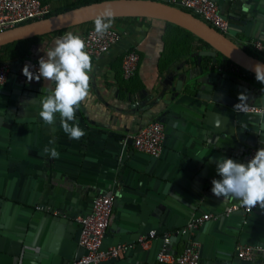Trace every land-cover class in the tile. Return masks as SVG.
Segmentation results:
<instances>
[{
  "label": "crops",
  "instance_id": "obj_1",
  "mask_svg": "<svg viewBox=\"0 0 264 264\" xmlns=\"http://www.w3.org/2000/svg\"><path fill=\"white\" fill-rule=\"evenodd\" d=\"M42 1L52 15L82 0ZM217 1L236 24L235 40L264 41V0ZM94 21L0 46L3 60L11 64L0 84V264H69L79 251L75 218L89 212L100 193L115 196L105 245L134 240L152 228L159 232L149 248L130 249L101 264H163L156 256L163 233H170L169 247L176 254L197 236L202 264H264L263 254L244 262L236 253L243 241L264 245V208L227 215L226 207L240 201H222L211 191V181L220 179L216 161L247 163L246 139L264 140L256 135L264 117L243 121L244 116L206 99L175 105L170 99L179 74L184 75L182 93L217 89L235 97L244 93L251 103H264V84L250 73L222 68V55L211 54L210 45L186 28L152 17H114L112 28L122 36L104 54L90 55L91 98L76 112L86 134L69 139L59 116L53 125L39 117V97L51 85L28 82L22 68L27 60L38 62L65 33L83 37ZM131 48L140 59L135 75L126 80L122 57ZM153 120L165 128L157 158L137 152L131 138ZM46 149H55L59 157ZM207 212L216 217L185 237L190 218Z\"/></svg>",
  "mask_w": 264,
  "mask_h": 264
},
{
  "label": "built area",
  "instance_id": "obj_2",
  "mask_svg": "<svg viewBox=\"0 0 264 264\" xmlns=\"http://www.w3.org/2000/svg\"><path fill=\"white\" fill-rule=\"evenodd\" d=\"M165 1L173 6L188 10L220 32L226 34L230 28V22L223 16L215 0H159ZM51 8L48 3L42 0H0V31L13 28L23 23L41 19L48 16ZM122 33L110 28L102 36L96 34L95 27H90L83 35L86 42V51L91 56H100L109 51L121 38ZM241 44L257 57L264 60V41L257 38L242 39ZM139 53L136 49L126 50L122 57V76L124 79L132 78L138 68ZM25 64L33 66V71L38 69V62L27 60ZM225 70L239 72L240 66L235 63H223ZM11 64L7 60H0V84L8 76ZM248 112L264 113V105H248ZM132 145L138 152L158 157L162 153L165 140V128L161 121L153 120L141 126L132 136ZM259 148L248 147L244 153L249 161ZM115 196L113 194L100 193L93 197L89 212L76 216L79 224V236L77 244L83 249V253L71 260L70 264H100L110 260L119 259L129 249L141 246L149 248L152 241L158 236L155 229L149 230L131 242H123L103 246L106 231L113 218V206ZM258 207V206H256ZM254 208H247L240 203H232L226 207L225 213L231 214L234 211L242 210L250 213ZM39 208V206H38ZM48 210H53L47 208ZM54 212V211H53ZM214 212H207L191 217L187 228H195L208 219L215 218ZM163 242L156 253L157 260L163 264H202L200 254V241L190 238L179 253H174L170 247V233H163ZM236 253L242 260H253L258 253L264 255V246L246 243L236 245Z\"/></svg>",
  "mask_w": 264,
  "mask_h": 264
},
{
  "label": "clouds",
  "instance_id": "obj_3",
  "mask_svg": "<svg viewBox=\"0 0 264 264\" xmlns=\"http://www.w3.org/2000/svg\"><path fill=\"white\" fill-rule=\"evenodd\" d=\"M114 21L112 11L106 8L96 17V34L102 36ZM38 69L25 64L22 74L28 82L48 81L51 87L43 88L46 94L39 97V117L47 125H53L57 116L69 139L78 140L86 133L76 123V112L82 102L91 98L90 73L93 71L92 58L86 51V42L80 35L67 32L56 38L51 48L44 51L38 60ZM255 79L264 84V64L254 66ZM235 109L248 112L247 96L241 93ZM256 135L264 137V122L258 124ZM53 158H58L55 149H46ZM217 175L220 179L211 181L212 193L226 201L228 198L239 200L249 209L259 206L264 208V148H259L247 163H240L231 158L216 161Z\"/></svg>",
  "mask_w": 264,
  "mask_h": 264
},
{
  "label": "water",
  "instance_id": "obj_4",
  "mask_svg": "<svg viewBox=\"0 0 264 264\" xmlns=\"http://www.w3.org/2000/svg\"><path fill=\"white\" fill-rule=\"evenodd\" d=\"M215 1L218 3L217 0ZM218 6L220 8L221 13L223 14L222 12L223 10L219 3ZM106 8L112 11L114 17H133V16L152 17L167 22H171L183 28H186L210 45V47L212 48V51H210L211 54L215 55L216 53H220L223 57L222 58L223 61H225L226 59H230L238 66L253 73L254 75H255L254 66L257 63L264 64L263 59L251 54L245 48V46L241 44V41L239 42L238 40H235L233 38V36L236 35V33L233 30V27H235L236 24H234L232 21L229 20L230 22L229 31L228 33L224 34L215 27H213L212 25H210L209 23H207L206 21H204L203 19H201L200 17H198L197 15H195L194 13L173 6L165 1H159V0H99L88 4H82L80 6L68 9L60 13L48 15L44 18L29 21L21 25L15 26L13 28L0 31V46H3L8 43H12L14 41L31 38L36 35L52 32L72 25L94 21L96 17L101 15ZM223 16L227 18V16H225L224 14ZM183 80H184V75L179 74L177 83L175 87L172 89V92L170 94V99L172 100L174 105L186 100L199 102V100L202 98V99H206V102L209 101L210 103H215L225 106L233 114H237L238 116L239 115L244 116L245 120L243 121H249V120L257 121L261 117H264V113L260 114V113L247 112L246 114L243 112H239L237 109H235V105L240 102L238 97H235L229 93L219 91L217 89L213 90L210 93H203L202 91H197L195 95H191L190 93H182L181 91H182ZM246 104L264 105V103H251L250 101L247 100H246ZM80 118L82 119V117ZM246 143L249 145V147L252 146L264 147V140L258 142L255 141V138L252 137H248L246 139ZM106 194H110V193H106ZM237 211L244 213L242 210H237ZM198 215L199 214L195 216ZM195 228H190V229L187 228L184 232V236L185 237L187 236L188 238V235L190 234V230H194ZM155 230L157 234H159L157 229ZM162 236H160L161 244L163 242ZM190 238L199 240L197 236H190ZM131 241H126V242H131ZM119 243H123V242H119ZM241 243L253 244L246 241H243ZM253 245H257V244H253ZM103 246H107L105 245V242ZM77 247L79 251L75 255H73V257L70 259V262L73 258L78 257L83 253V249L79 247L78 244ZM135 248H142V247L138 245ZM243 261L250 262L252 260H243Z\"/></svg>",
  "mask_w": 264,
  "mask_h": 264
},
{
  "label": "trees",
  "instance_id": "obj_5",
  "mask_svg": "<svg viewBox=\"0 0 264 264\" xmlns=\"http://www.w3.org/2000/svg\"><path fill=\"white\" fill-rule=\"evenodd\" d=\"M94 1H99V0H82L81 2H80V4L82 5V4H88V3H91V2H94ZM50 15V14H49ZM18 41H16V42H14V43H10V44H8L7 46H10V45H12V44H15V43H17ZM206 44V43H205ZM206 46H208V44H206ZM250 52V51H249ZM11 54H13V56H15V52H10ZM251 54H253V55H255V56H257V54L256 53H253V52H250ZM4 58H2V56L0 55V60H3ZM207 59V58H206ZM223 63H227V64H231V63H234V62H232L230 59H226L225 61H222V64ZM240 70L242 71V72H244V73H250V74H252V75H254L253 73H251V72H249V71H247V70H245V69H243V68H241L240 67ZM255 76V75H254Z\"/></svg>",
  "mask_w": 264,
  "mask_h": 264
}]
</instances>
